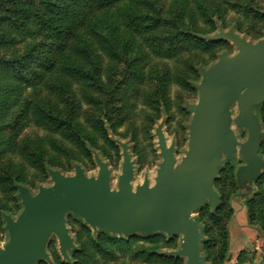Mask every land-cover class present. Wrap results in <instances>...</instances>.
Here are the masks:
<instances>
[{
    "label": "rangeland",
    "instance_id": "rangeland-1",
    "mask_svg": "<svg viewBox=\"0 0 264 264\" xmlns=\"http://www.w3.org/2000/svg\"><path fill=\"white\" fill-rule=\"evenodd\" d=\"M43 1L0 0V250L10 239L6 218L15 221L24 209L20 188L35 196L55 185L54 173L75 178L80 168L97 180L102 162L108 191L120 197L128 157L134 194L145 183L150 192L161 189V142L172 150L175 174L188 152L203 72L240 53L226 34L249 45L264 39V0H52L55 7ZM68 7L78 13L76 28L61 26L73 15ZM83 40L98 57L73 53L82 71L72 73L69 55ZM262 105L250 106L259 135L254 150L238 120V100L224 108L234 153L219 155L216 201L206 198L191 215L202 229L205 264H264ZM64 220L72 245L63 255L52 234L48 258L38 264H175L165 257L186 264L176 254L182 234H118L74 213ZM83 245L86 255H77Z\"/></svg>",
    "mask_w": 264,
    "mask_h": 264
},
{
    "label": "water",
    "instance_id": "water-1",
    "mask_svg": "<svg viewBox=\"0 0 264 264\" xmlns=\"http://www.w3.org/2000/svg\"><path fill=\"white\" fill-rule=\"evenodd\" d=\"M225 37L238 46L240 53L203 72L189 127L188 152L175 174L172 150L161 142L165 158L159 172L162 188L150 192L145 183L134 194L128 157L119 179L120 197L108 191V168L102 162L97 180L87 179L78 168L75 178L52 174L55 185L41 189L35 196L20 188L24 209L15 221L6 218L10 239L6 249L0 250V264H38L47 259V242L54 233L66 255V248L72 245L64 220L67 213L84 218L94 228L118 234H182L176 254L184 256L186 264H205L200 253L202 229L191 215L206 198L216 201L212 180L219 155L221 151L229 156L234 153L224 108L238 100V120L248 127L247 147L254 150L259 135L250 106L264 102V39L249 45L233 33ZM243 89L246 91L238 94Z\"/></svg>",
    "mask_w": 264,
    "mask_h": 264
},
{
    "label": "trees",
    "instance_id": "trees-1",
    "mask_svg": "<svg viewBox=\"0 0 264 264\" xmlns=\"http://www.w3.org/2000/svg\"><path fill=\"white\" fill-rule=\"evenodd\" d=\"M71 1V0H70ZM81 0H72V2H73V5H77V4H79V2H80ZM43 3L46 5V6H57V4H55L54 3V1H52V0H44L43 1ZM65 10V12H67V11H69V10H71V11H73V15L70 17V21L69 22H67V18L65 17L64 19H60V21L62 22L61 23V26L63 27V28H65V29H68L70 26H74V28H76L77 26H78V24H80V20H79V17H78V13L75 11V10H73V9H71L70 7H68V8H65L64 9ZM69 14V13H68ZM67 14V15H68ZM50 18V17H49ZM52 18V17H51ZM48 19V17H45V18H43L42 19V21L46 24V26H49L48 24H51V23H49V20H47ZM51 20V19H50ZM52 29H54V30H57L58 32L60 31V29H59V27H53V25H51L50 26ZM62 32V31H61ZM82 42H84V43H82L81 45H79V46H77V45H75L73 48H72V53H71V55H69V57H70V59H71V61H70V63L71 64H69V65H67V67H66V69L68 70V71H71L72 73L77 69V70H81L82 71V68L81 67H79V68H77L78 66L76 65V63H75V60H74V55H75V53H79V52H81V54H87V55H91V56H93V54H94V56L95 57H98V55H97V53H96V50H95V48L93 47V45L91 44V42L90 41H86V40H83ZM214 44H216V42H209V45H214ZM80 46H84V47H80ZM78 47V48H77ZM74 53V55L72 56V54ZM74 61V62H73ZM84 75H87V73L86 72H84ZM260 112L262 113V116H264V105H262V107L260 108ZM45 118V119H44ZM48 119L46 118V117H43L42 119H41V121H44V122H46V125H48L49 123H47L48 121H47ZM61 122V123H60ZM62 123H64L63 122V120L62 121H59V124H57V127L58 126H61V124ZM65 124H67L66 122H65ZM57 130H60L59 129V127L56 129V131ZM90 142H93V144H96L94 141H90ZM2 144V143H1ZM0 144V145H1ZM82 146V145H81ZM129 245V244H128ZM131 245V244H130ZM86 253H87V248L85 247V245H83V247H82V250L79 252V253H77V255L79 254V255H82V256H85L86 255ZM151 256H153V255H151ZM165 259H168V260H170V261H173L175 264H182V260L180 259V258H167V257H165Z\"/></svg>",
    "mask_w": 264,
    "mask_h": 264
},
{
    "label": "bare ground",
    "instance_id": "bare-ground-1",
    "mask_svg": "<svg viewBox=\"0 0 264 264\" xmlns=\"http://www.w3.org/2000/svg\"><path fill=\"white\" fill-rule=\"evenodd\" d=\"M231 123H232V125L234 126V124H233V123H234V121H232Z\"/></svg>",
    "mask_w": 264,
    "mask_h": 264
},
{
    "label": "crops",
    "instance_id": "crops-1",
    "mask_svg": "<svg viewBox=\"0 0 264 264\" xmlns=\"http://www.w3.org/2000/svg\"><path fill=\"white\" fill-rule=\"evenodd\" d=\"M245 175V174H244Z\"/></svg>",
    "mask_w": 264,
    "mask_h": 264
}]
</instances>
